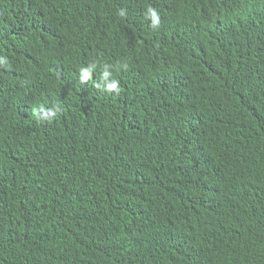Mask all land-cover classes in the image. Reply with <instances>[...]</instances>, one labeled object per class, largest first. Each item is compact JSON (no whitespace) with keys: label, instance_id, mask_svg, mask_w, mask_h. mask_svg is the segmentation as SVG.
I'll return each mask as SVG.
<instances>
[{"label":"trees","instance_id":"1","mask_svg":"<svg viewBox=\"0 0 264 264\" xmlns=\"http://www.w3.org/2000/svg\"><path fill=\"white\" fill-rule=\"evenodd\" d=\"M0 264H264V0H0Z\"/></svg>","mask_w":264,"mask_h":264},{"label":"clouds","instance_id":"2","mask_svg":"<svg viewBox=\"0 0 264 264\" xmlns=\"http://www.w3.org/2000/svg\"><path fill=\"white\" fill-rule=\"evenodd\" d=\"M153 16H155V13H153ZM154 23H155V21H154ZM113 87H115V86H113Z\"/></svg>","mask_w":264,"mask_h":264}]
</instances>
